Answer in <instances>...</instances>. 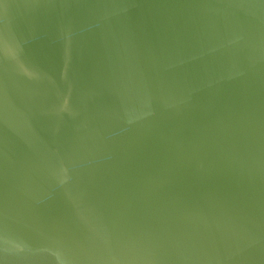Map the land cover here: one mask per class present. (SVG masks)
Here are the masks:
<instances>
[{
  "label": "water",
  "instance_id": "1",
  "mask_svg": "<svg viewBox=\"0 0 264 264\" xmlns=\"http://www.w3.org/2000/svg\"><path fill=\"white\" fill-rule=\"evenodd\" d=\"M0 264H264V0H0Z\"/></svg>",
  "mask_w": 264,
  "mask_h": 264
}]
</instances>
